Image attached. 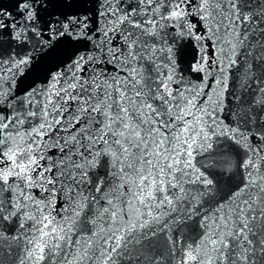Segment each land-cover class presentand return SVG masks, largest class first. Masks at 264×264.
Listing matches in <instances>:
<instances>
[{
	"label": "snow or ice",
	"instance_id": "1",
	"mask_svg": "<svg viewBox=\"0 0 264 264\" xmlns=\"http://www.w3.org/2000/svg\"><path fill=\"white\" fill-rule=\"evenodd\" d=\"M0 264H264V0H0Z\"/></svg>",
	"mask_w": 264,
	"mask_h": 264
}]
</instances>
